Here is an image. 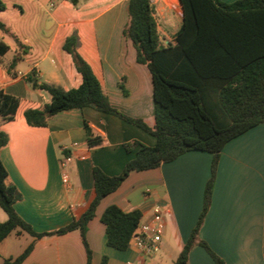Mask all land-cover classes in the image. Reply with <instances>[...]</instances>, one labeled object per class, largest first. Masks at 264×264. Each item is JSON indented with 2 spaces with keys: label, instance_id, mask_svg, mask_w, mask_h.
Listing matches in <instances>:
<instances>
[{
  "label": "crops",
  "instance_id": "crops-1",
  "mask_svg": "<svg viewBox=\"0 0 264 264\" xmlns=\"http://www.w3.org/2000/svg\"><path fill=\"white\" fill-rule=\"evenodd\" d=\"M3 1L7 9L0 12V21L10 33L0 29V39L11 38L13 44L7 43L10 50L0 63V89L18 97L20 105L14 120L0 121V130L9 136L1 159L9 181L23 196L15 204L17 213L37 232H51L78 219L92 203L94 166L118 175L139 149L127 150L126 144L137 141L154 146L156 139L115 115L90 107L59 112L44 127L30 126L25 111L43 108L52 97L33 88L26 76L36 70L42 82L64 90L78 88L82 77L64 49L66 39L76 33L78 51L111 105L149 126L155 124L153 80L148 67L137 61L132 42L123 36L129 0H85L77 7L70 0ZM152 5L161 40L167 45L182 22L181 1L155 0ZM17 55L21 60L12 75L7 65ZM86 124L102 139V146L89 147ZM68 156L71 160L63 167ZM212 159L211 153L190 151L158 168L132 171L100 202L88 225L92 264H103L104 257L106 264H153L157 259L155 255L142 257L134 247L120 251L108 246L101 217L111 205L126 212L137 209L144 220L156 205L168 209L160 251L174 262L202 212ZM64 173L69 176L67 184L62 180ZM7 219L0 207V222ZM199 237L226 264H264V124L231 140L221 151L211 206ZM31 244L33 250L22 264H87L79 230L41 238L14 231L0 243V264L20 256ZM187 264L216 263L196 245Z\"/></svg>",
  "mask_w": 264,
  "mask_h": 264
},
{
  "label": "trees",
  "instance_id": "trees-1",
  "mask_svg": "<svg viewBox=\"0 0 264 264\" xmlns=\"http://www.w3.org/2000/svg\"><path fill=\"white\" fill-rule=\"evenodd\" d=\"M78 6L85 0H70ZM183 18L174 39L165 45L158 30L155 9L150 0H129L128 22L123 36L130 40L137 52V61L148 67L154 89L155 124L133 118L113 107L90 64L79 53V37H68L64 49L73 59L82 77L78 88L64 90L42 82L36 70L26 76L35 89L49 92L50 104L43 108L27 109L25 118L30 126L44 127L59 112L70 109L93 108L115 115L133 124L156 139L154 146L137 141L126 144L127 150L139 147L118 175H108L93 167L95 197L87 210L67 226L37 232L16 211L15 204L23 199L18 188L9 181L1 151L8 146L9 136L0 130V207L8 219L0 222V243L12 232H27L41 238L79 230L87 252V264H92L93 252L87 240L88 225L96 215L100 202L115 192L132 171H146L174 161L190 151H204L213 155L211 176L205 186L203 209L188 241L173 264H187L196 245L202 246L216 264L226 262L201 240L199 233L211 206L218 163L223 148L231 140L248 130L264 124V0H180ZM7 5L0 0V12ZM0 29L10 33L0 21ZM19 45L18 38L11 34ZM25 47V46H23ZM10 46L0 39V63ZM21 56L7 65L13 74ZM20 99L0 89V121L15 118ZM91 149L102 146V139L86 124ZM141 212H126L117 205L105 209L101 221L106 227L108 246L120 251L129 248L137 231ZM33 244L16 258L3 264H22L33 250ZM104 257L103 264H106Z\"/></svg>",
  "mask_w": 264,
  "mask_h": 264
},
{
  "label": "built area",
  "instance_id": "built-area-1",
  "mask_svg": "<svg viewBox=\"0 0 264 264\" xmlns=\"http://www.w3.org/2000/svg\"><path fill=\"white\" fill-rule=\"evenodd\" d=\"M155 0H150L153 3ZM53 6V4H51ZM71 158L65 157L61 165L65 167L66 163L70 161ZM63 183L67 184L69 182V176L67 173L63 174ZM169 210L163 208L162 206L156 205L151 216L144 220L140 219L137 231L132 236L130 240L129 247H134L140 252L142 257L154 256L157 252L161 250V242L165 230V218ZM143 262H137L134 264H142Z\"/></svg>",
  "mask_w": 264,
  "mask_h": 264
},
{
  "label": "rangeland",
  "instance_id": "rangeland-1",
  "mask_svg": "<svg viewBox=\"0 0 264 264\" xmlns=\"http://www.w3.org/2000/svg\"><path fill=\"white\" fill-rule=\"evenodd\" d=\"M5 41L6 43L13 44L11 38L7 37ZM155 256L157 259L153 262V264H173L171 260L165 257L162 251L157 252ZM161 257H163L162 260L160 259Z\"/></svg>",
  "mask_w": 264,
  "mask_h": 264
}]
</instances>
